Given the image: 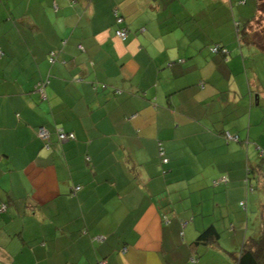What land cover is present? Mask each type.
Wrapping results in <instances>:
<instances>
[{"label": "crops", "instance_id": "obj_1", "mask_svg": "<svg viewBox=\"0 0 264 264\" xmlns=\"http://www.w3.org/2000/svg\"><path fill=\"white\" fill-rule=\"evenodd\" d=\"M258 3L0 0V264H237L260 229L264 52L238 32Z\"/></svg>", "mask_w": 264, "mask_h": 264}, {"label": "trees", "instance_id": "obj_2", "mask_svg": "<svg viewBox=\"0 0 264 264\" xmlns=\"http://www.w3.org/2000/svg\"><path fill=\"white\" fill-rule=\"evenodd\" d=\"M258 9L260 13L262 12V10H264V0H259ZM254 19L256 20L255 17L253 19L247 20L245 23L242 24V26L239 27V31H238L239 36H240L239 39L241 43L251 44V45L253 44L264 52V29L262 31L253 33L251 26H252V20ZM224 49H225L224 46L219 45L217 52L225 53L226 50ZM42 84H44V82H42ZM40 127L38 130L39 136H40ZM60 130L63 131L62 129L56 130L58 137H59ZM227 132L225 133V136L228 140H233L236 142L240 141L239 135L229 132L233 136L238 137L237 139H231L227 136ZM50 133L52 135L51 131ZM68 133H71V132H68ZM51 135H50V138H51ZM50 138L49 139L42 138L46 140L47 146H49ZM70 139H73V138H70ZM160 155H161V152H160ZM223 178H226L227 181H225ZM252 179L256 181L257 184L255 185H257V187H261L264 189V154L260 156L257 162H254V164L250 163L247 167V175L244 181H245L247 190L249 192H252L253 190L257 189L256 186L253 184V182L255 181H253ZM228 182H229V177L227 175H223V176H220L212 180V184L214 186L224 185V184H227ZM240 204L242 207L243 206L245 207L247 206V201L245 200L243 202H240ZM260 214H261L260 229L258 230L257 233L249 235L248 237L244 239L241 248L236 254L237 264H264V202H262L261 204ZM219 240H220V232L217 230V228L214 225H210L209 227L204 229L202 232H200L196 242L200 244L209 245V244L218 243Z\"/></svg>", "mask_w": 264, "mask_h": 264}, {"label": "rangeland", "instance_id": "obj_3", "mask_svg": "<svg viewBox=\"0 0 264 264\" xmlns=\"http://www.w3.org/2000/svg\"><path fill=\"white\" fill-rule=\"evenodd\" d=\"M255 13V9L251 11L250 15H254ZM252 32H259L262 31L264 29V10H262L261 14L257 17V19L255 20V23L251 26ZM253 181H255L254 179H252ZM253 184H257L256 181L253 182ZM213 185V184H212ZM256 186V190H255V199L253 200V209L252 207L249 205V210H248V219L249 223L251 222V228L253 229L255 226V222L257 226H260L261 224V203L264 202V189L261 187H257ZM253 197V196H252ZM251 199V198H250ZM252 201V199H251ZM233 211V215H234V209L232 208ZM245 213V217H246V212L244 210H242ZM244 216L243 214L240 216H235L232 220H237L238 222L243 220ZM240 219V220H239ZM239 225V223H238Z\"/></svg>", "mask_w": 264, "mask_h": 264}, {"label": "built area", "instance_id": "obj_4", "mask_svg": "<svg viewBox=\"0 0 264 264\" xmlns=\"http://www.w3.org/2000/svg\"><path fill=\"white\" fill-rule=\"evenodd\" d=\"M117 21H118V23H122L123 22V18L122 17H117ZM117 35L119 36V37H121L122 39H126L127 38V36H128V29L127 28H125V27H120V28H118L117 29ZM218 47L219 46H215L214 48H213V50L214 51H218ZM2 50H1V48H0V57L2 56ZM50 135H51V133H50V131L45 127V126H42V127H40V136L42 137V138H44V139H49L50 138ZM227 136L229 137V138H231V139H237L238 137L237 136H233L232 134H230L229 132H227ZM59 137H60V139L61 140H63V141H65V140H68V139H70V138H73L74 137V134L73 133H66V132H63V131H59ZM161 155H162V157H163V162H168V158L167 157H165V153H164V151H163V149L161 148ZM225 181H227V179L226 178H223ZM77 188H79V187H77ZM6 209V205H3V206H1V208H0V212H3L4 210Z\"/></svg>", "mask_w": 264, "mask_h": 264}]
</instances>
